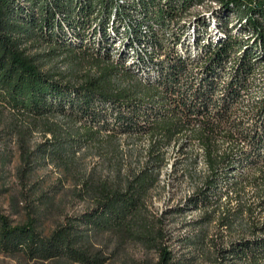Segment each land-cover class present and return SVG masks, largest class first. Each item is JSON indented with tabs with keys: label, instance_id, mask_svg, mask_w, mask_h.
I'll use <instances>...</instances> for the list:
<instances>
[{
	"label": "trees",
	"instance_id": "16d2710c",
	"mask_svg": "<svg viewBox=\"0 0 264 264\" xmlns=\"http://www.w3.org/2000/svg\"><path fill=\"white\" fill-rule=\"evenodd\" d=\"M191 26L197 55L176 50ZM54 58L72 74L48 67ZM0 141L13 143L21 179L52 166L54 192L68 183L83 206L48 233L0 214L2 254L106 264L133 244L146 264H193L151 200L170 148L189 163L195 141L205 170L176 211L230 236L239 225L212 264H264V0H0ZM88 155L98 163L85 166Z\"/></svg>",
	"mask_w": 264,
	"mask_h": 264
},
{
	"label": "rangeland",
	"instance_id": "374dc122",
	"mask_svg": "<svg viewBox=\"0 0 264 264\" xmlns=\"http://www.w3.org/2000/svg\"><path fill=\"white\" fill-rule=\"evenodd\" d=\"M213 5L212 2H205ZM196 10L203 11L202 6H197ZM205 10V9H204ZM206 15H210L211 11L205 10ZM194 12H191L189 18ZM188 20V19H187ZM213 20V19H212ZM192 27V26H191ZM192 27L186 31L183 38L176 46L177 51L188 54L197 55V48H193V44L189 39L192 36ZM209 34L213 31L209 30ZM87 33L93 42H97V38L91 35V30ZM203 42L205 43L207 40ZM202 42V43H203ZM111 54H116L118 40H112ZM44 50V49H43ZM41 50V51H43ZM199 53V52H198ZM125 64H131L128 57ZM68 62H63L62 59L54 58L48 61L47 66L57 72H63L66 76H70ZM71 69V68H70ZM219 94V92H218ZM41 139L34 136L33 142H39ZM186 144L185 138L180 139L179 145ZM170 148L169 157L171 161L161 170L159 189L153 193L151 200V211L154 215L160 216L169 224V231L173 238L172 247L178 254H187L193 258V264H212V259L216 257L217 251L222 250L230 239H237L240 232V227L236 223L234 232L230 236L226 229L220 228L215 223L209 225L199 224L201 213L194 209H186V198L192 194L194 190L193 178H197L204 173L205 165L202 158V149L197 142L187 143L186 150L190 154L191 160L186 163L178 154H174L176 146ZM140 148L146 146V141L142 140L139 144ZM4 144L0 141V214L9 217L13 224H21L28 220L35 221L38 228L44 233H48L55 228L56 225L62 223L66 216L78 215L83 206L77 201L70 200L68 193V183L63 184V187L54 192L53 186H58V172L52 166L42 165L35 168L33 174L26 179H21V165L17 153L15 152L13 143L3 149ZM126 148V145H123ZM3 158V159H2ZM188 162V160H187ZM98 163V158L95 155H88L85 159V166L91 167ZM175 163V166H173ZM188 167L187 175L185 173ZM24 170V169H22ZM226 200L222 201L225 204ZM184 206L183 211L178 213L177 208ZM235 202L228 205L230 210H235ZM49 210V211H48ZM259 214V212H257ZM194 240L193 245H187L183 249L185 240ZM105 238H99L95 242L96 246L101 248L110 256L114 249L113 243H104ZM112 256V255H111ZM146 253L138 245H128L121 252L110 258L106 264H146ZM0 264H76L62 260L51 261H26L20 256H11L0 253Z\"/></svg>",
	"mask_w": 264,
	"mask_h": 264
}]
</instances>
